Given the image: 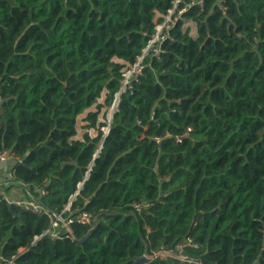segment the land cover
<instances>
[{
    "label": "trees",
    "instance_id": "trees-1",
    "mask_svg": "<svg viewBox=\"0 0 264 264\" xmlns=\"http://www.w3.org/2000/svg\"><path fill=\"white\" fill-rule=\"evenodd\" d=\"M174 1L0 0V152L15 159L11 182L44 188L34 195L56 214L79 193L72 211L94 219L35 242L48 215L0 197V258L137 264L164 248L172 256L148 264H188L174 253L191 238L198 248L182 256L193 263L264 264V0L193 6L122 96L102 149V132L76 139L85 113V129L98 130L102 106L89 110L119 91L117 61L136 63Z\"/></svg>",
    "mask_w": 264,
    "mask_h": 264
},
{
    "label": "built area",
    "instance_id": "built-area-1",
    "mask_svg": "<svg viewBox=\"0 0 264 264\" xmlns=\"http://www.w3.org/2000/svg\"><path fill=\"white\" fill-rule=\"evenodd\" d=\"M183 0H175L173 2V6L171 9L167 11L166 14H158L155 22V33L152 35L150 40L148 41L146 47L142 51V55L137 59L136 63L128 64L123 61H117L124 65L121 70L122 73V83L119 91L114 95V99L110 106L104 105L102 103L103 95L107 97V93H104L102 97L98 100V103L94 107L102 106L101 110L107 113V120L103 121L102 124L99 123L98 131L103 133L102 143L100 144L99 151L102 149L104 139L109 135L111 126L113 123V118L115 113L118 111L122 96L132 91L134 88V84L139 81V78L142 76L143 71L146 67L145 61L147 58H159V56L164 52L163 45L167 41H172V30L176 27V25L180 21L183 20V15L191 9L193 6L200 5L203 6V0L193 1L188 4H184ZM191 22V21H190ZM189 22V23H190ZM188 23V22H186ZM184 25V29H186V24ZM193 23V22H191ZM194 24V23H193ZM107 100V98H106ZM10 160H15L13 156H11L8 152H0V164L7 163ZM89 174V173H88ZM87 174V176H88ZM86 176V178H87ZM12 173L10 175V180H12ZM22 188V198L16 201H7L11 205H15L25 210H29L36 214L45 213L51 220L50 227L39 237L35 239L37 242L44 237H49L52 240H58L63 238V232H71V226L74 224L82 225V226H92L94 223V219L91 214L85 211H77L73 212L71 209L72 202L78 196L79 193H76L73 197H71L69 204L65 207V209L60 214L51 213L45 207H43L38 198L34 194H40L41 196L45 195L46 192L44 188H36L34 191L30 189V187L26 184H18ZM83 186V183H80L78 189L80 190ZM146 206L144 205H136L135 208L138 212H141ZM193 247L195 249L198 248V245L193 242L191 238H187L182 243L178 244L174 256L177 258H182L188 264H200L193 263L191 260L183 257V253L186 248ZM25 250H22L20 254H23ZM148 262H153L157 258H165L170 257L172 254L161 248L158 251H154L151 253H146L144 255ZM17 257H14L10 261H5L0 258V264H14Z\"/></svg>",
    "mask_w": 264,
    "mask_h": 264
},
{
    "label": "crops",
    "instance_id": "crops-1",
    "mask_svg": "<svg viewBox=\"0 0 264 264\" xmlns=\"http://www.w3.org/2000/svg\"><path fill=\"white\" fill-rule=\"evenodd\" d=\"M76 139L82 140L83 137L81 139ZM13 165V160L0 164V197L6 198L9 202L20 200L22 198L21 186L13 184L10 180Z\"/></svg>",
    "mask_w": 264,
    "mask_h": 264
},
{
    "label": "rangeland",
    "instance_id": "rangeland-1",
    "mask_svg": "<svg viewBox=\"0 0 264 264\" xmlns=\"http://www.w3.org/2000/svg\"><path fill=\"white\" fill-rule=\"evenodd\" d=\"M186 24H187L186 25V30L189 31L190 35L193 38H196L197 37V27H196L195 23L193 24L191 22L190 23L188 22ZM106 98L107 97L104 94L103 95V100H102V103L104 105H106ZM107 106H110V105H107ZM89 111L96 112V111H98V109L96 107H93ZM85 118H86V113L78 118V125H77L78 136L76 138H80L81 139L83 137V135L86 134V133H89V135L91 137H97L98 133H99L98 130H96V129L86 130L85 129V126L87 125V123L84 121ZM106 120H107V113L103 112V110H101L100 114H99V123L102 124L103 121H106Z\"/></svg>",
    "mask_w": 264,
    "mask_h": 264
},
{
    "label": "water",
    "instance_id": "water-1",
    "mask_svg": "<svg viewBox=\"0 0 264 264\" xmlns=\"http://www.w3.org/2000/svg\"><path fill=\"white\" fill-rule=\"evenodd\" d=\"M23 161H25V158L23 159ZM84 240H85V239H84ZM84 240H82L81 243H82ZM136 263H137V264H148L149 262H148V259H147L145 256H142V257H140V258H138V259L136 260Z\"/></svg>",
    "mask_w": 264,
    "mask_h": 264
}]
</instances>
